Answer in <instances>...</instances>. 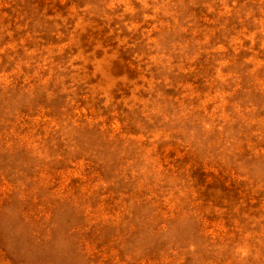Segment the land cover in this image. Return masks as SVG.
Here are the masks:
<instances>
[{
	"label": "rangeland",
	"instance_id": "rangeland-1",
	"mask_svg": "<svg viewBox=\"0 0 264 264\" xmlns=\"http://www.w3.org/2000/svg\"><path fill=\"white\" fill-rule=\"evenodd\" d=\"M0 264H264V0H0Z\"/></svg>",
	"mask_w": 264,
	"mask_h": 264
}]
</instances>
